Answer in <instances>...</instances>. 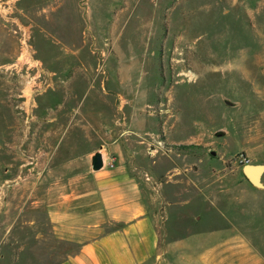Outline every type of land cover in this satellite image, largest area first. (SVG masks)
Wrapping results in <instances>:
<instances>
[{"label":"rangeland","instance_id":"obj_1","mask_svg":"<svg viewBox=\"0 0 264 264\" xmlns=\"http://www.w3.org/2000/svg\"><path fill=\"white\" fill-rule=\"evenodd\" d=\"M0 12V264H54L73 251L52 238L45 205L75 190L67 179L78 172L40 179L50 161L39 150L40 116L56 78L46 63L64 49L54 31L83 43L58 63L64 80L92 79L85 105L99 92L105 100L94 107L135 131L132 174L158 226H177L175 237L190 242V264H204L196 256L215 240L223 264H264V189L237 163L242 155L264 164V0H0ZM68 90L56 101L65 111L74 104ZM153 160L181 173L158 187ZM167 200L186 203L169 209Z\"/></svg>","mask_w":264,"mask_h":264},{"label":"crops","instance_id":"obj_2","mask_svg":"<svg viewBox=\"0 0 264 264\" xmlns=\"http://www.w3.org/2000/svg\"><path fill=\"white\" fill-rule=\"evenodd\" d=\"M1 15L0 12V30L4 29ZM61 17L64 16L59 15L56 19L64 29V20L59 21ZM8 19L13 20L12 17ZM50 21L47 16L43 24ZM44 31L42 27V37L46 40L50 36ZM50 38L64 49L63 55L55 54L46 63L51 76L56 78L49 79L45 91L49 96L43 98L45 108L40 116L39 150L47 156L50 154L40 179L48 181L49 176H54L49 172L57 173L59 169L78 172L67 179V182L77 183L78 187L60 193L45 205L52 238L73 248L54 264H190V242L182 238L183 235L175 237L177 232L180 236L179 227L158 226L159 214L151 210L141 181L132 174L129 161L132 158L127 150L130 148L129 134L134 130L121 127L112 115L107 116L103 110L94 107L92 102L96 98L105 100L99 92L96 91L90 103L85 105L84 99L93 87L92 79L66 82L61 75L67 68L58 63H64L62 60L70 55L81 54L83 43H74V37L64 31L61 34L54 31ZM81 66V70L88 71L87 66ZM64 86L69 89L68 97L74 102L70 111L61 110L64 101L60 105L56 102L61 96L59 89ZM54 102L56 106L53 107ZM120 119L125 122L130 118L125 114ZM96 152L101 153L104 163L100 170L93 171L91 157ZM170 162L173 163V159ZM150 173L154 185L163 187L165 183L175 181L181 170L172 165L163 172L153 160ZM55 178L56 182L61 180ZM160 199L164 201L165 194H158L157 200ZM165 202L169 209L186 203ZM215 241L207 252L196 256L198 263L223 264V249ZM236 249L239 254L238 242Z\"/></svg>","mask_w":264,"mask_h":264},{"label":"water","instance_id":"obj_3","mask_svg":"<svg viewBox=\"0 0 264 264\" xmlns=\"http://www.w3.org/2000/svg\"><path fill=\"white\" fill-rule=\"evenodd\" d=\"M211 155H215L214 151L210 152ZM103 167V159L100 152H96L91 157V169L93 171L100 170ZM241 174L243 178L253 187L264 189V185L261 182L264 174V164H245L241 168Z\"/></svg>","mask_w":264,"mask_h":264},{"label":"built area","instance_id":"obj_4","mask_svg":"<svg viewBox=\"0 0 264 264\" xmlns=\"http://www.w3.org/2000/svg\"><path fill=\"white\" fill-rule=\"evenodd\" d=\"M22 45H23V46L26 45V44H25V41L22 42ZM237 161H238L237 163H238L239 165H242V164H244V163L248 164V161H247L246 158H245L244 156H242V155H239V156H238ZM103 163H104V161H103Z\"/></svg>","mask_w":264,"mask_h":264},{"label":"bare ground","instance_id":"obj_5","mask_svg":"<svg viewBox=\"0 0 264 264\" xmlns=\"http://www.w3.org/2000/svg\"><path fill=\"white\" fill-rule=\"evenodd\" d=\"M25 52V51H24ZM21 57H25V54L23 53L22 55H21ZM21 60V59H20Z\"/></svg>","mask_w":264,"mask_h":264}]
</instances>
